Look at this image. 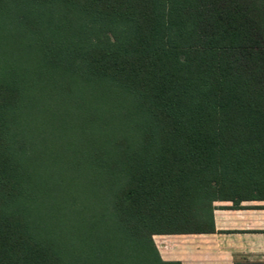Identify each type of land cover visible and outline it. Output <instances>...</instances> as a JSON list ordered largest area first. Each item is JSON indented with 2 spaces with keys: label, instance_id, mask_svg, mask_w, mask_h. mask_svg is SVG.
Listing matches in <instances>:
<instances>
[{
  "label": "trees",
  "instance_id": "trees-1",
  "mask_svg": "<svg viewBox=\"0 0 264 264\" xmlns=\"http://www.w3.org/2000/svg\"><path fill=\"white\" fill-rule=\"evenodd\" d=\"M248 201L264 0H0V264H180L152 237Z\"/></svg>",
  "mask_w": 264,
  "mask_h": 264
},
{
  "label": "crops",
  "instance_id": "crops-1",
  "mask_svg": "<svg viewBox=\"0 0 264 264\" xmlns=\"http://www.w3.org/2000/svg\"><path fill=\"white\" fill-rule=\"evenodd\" d=\"M231 205L213 204V233L154 236L160 258L180 264L264 263V201Z\"/></svg>",
  "mask_w": 264,
  "mask_h": 264
},
{
  "label": "rangeland",
  "instance_id": "rangeland-1",
  "mask_svg": "<svg viewBox=\"0 0 264 264\" xmlns=\"http://www.w3.org/2000/svg\"><path fill=\"white\" fill-rule=\"evenodd\" d=\"M67 127H66V125ZM64 130H67L68 133H71V132H75L76 129H77V126H75V124H71V121L68 120V118H66L60 125ZM73 141V138L70 139L69 143H72ZM59 150H61V148L59 147ZM154 237V236H153ZM152 237V240L153 242L155 241L154 238ZM155 244V242H154ZM156 247V246H155Z\"/></svg>",
  "mask_w": 264,
  "mask_h": 264
}]
</instances>
